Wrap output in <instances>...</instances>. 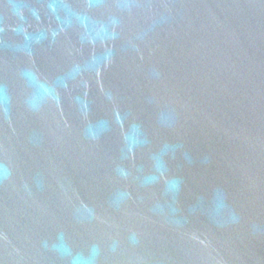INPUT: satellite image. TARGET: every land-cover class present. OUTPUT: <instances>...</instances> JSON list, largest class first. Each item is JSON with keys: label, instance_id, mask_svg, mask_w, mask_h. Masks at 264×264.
I'll list each match as a JSON object with an SVG mask.
<instances>
[{"label": "water", "instance_id": "obj_1", "mask_svg": "<svg viewBox=\"0 0 264 264\" xmlns=\"http://www.w3.org/2000/svg\"><path fill=\"white\" fill-rule=\"evenodd\" d=\"M0 264H264V0H0Z\"/></svg>", "mask_w": 264, "mask_h": 264}]
</instances>
